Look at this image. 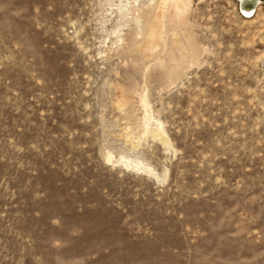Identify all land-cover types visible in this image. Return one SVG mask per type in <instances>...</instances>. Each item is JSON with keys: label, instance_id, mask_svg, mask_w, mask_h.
Returning <instances> with one entry per match:
<instances>
[{"label": "rangeland", "instance_id": "rangeland-1", "mask_svg": "<svg viewBox=\"0 0 264 264\" xmlns=\"http://www.w3.org/2000/svg\"><path fill=\"white\" fill-rule=\"evenodd\" d=\"M0 264H264V0H0Z\"/></svg>", "mask_w": 264, "mask_h": 264}, {"label": "bare ground", "instance_id": "bare-ground-1", "mask_svg": "<svg viewBox=\"0 0 264 264\" xmlns=\"http://www.w3.org/2000/svg\"><path fill=\"white\" fill-rule=\"evenodd\" d=\"M251 2H248V5L250 6Z\"/></svg>", "mask_w": 264, "mask_h": 264}]
</instances>
